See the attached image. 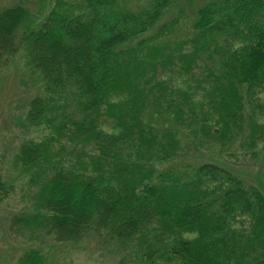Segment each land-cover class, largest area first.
I'll return each mask as SVG.
<instances>
[{"label":"trees","instance_id":"obj_1","mask_svg":"<svg viewBox=\"0 0 264 264\" xmlns=\"http://www.w3.org/2000/svg\"><path fill=\"white\" fill-rule=\"evenodd\" d=\"M136 1L47 0L40 20L24 0L0 8V68L23 48L43 88L25 114L43 133L13 157L38 187L11 224L64 243L92 239L125 253L124 264H264L261 189L216 162L158 168L179 155L172 122L228 149L245 96L253 104L264 90V0H199L191 35L178 40L167 17L175 0ZM199 62L206 104L171 84ZM15 264L54 263L32 245Z\"/></svg>","mask_w":264,"mask_h":264},{"label":"rangeland","instance_id":"obj_2","mask_svg":"<svg viewBox=\"0 0 264 264\" xmlns=\"http://www.w3.org/2000/svg\"><path fill=\"white\" fill-rule=\"evenodd\" d=\"M19 1L22 0H0V8ZM147 1L137 0L136 3L143 5ZM24 2L36 20L43 18L49 8L47 0ZM198 5L199 0L174 1L167 13L168 19L176 17L178 20L174 27V39H184L191 35L192 17ZM205 62L210 68L217 67L214 60L207 59ZM198 64L199 66L193 70L194 76H180L175 72L171 77V84L175 89L189 93L192 103L206 104L209 98H213L208 83L210 80L202 62ZM161 76L167 78L166 75ZM185 78H190L189 86L186 85ZM193 79L203 80L195 82ZM42 90L41 79L33 73L25 49L21 48L7 65L0 68V264H15L18 256L32 245L43 249L54 264H124L128 259L125 253L122 254L108 245L96 244L92 239L80 243H64L43 232L35 235L20 224L14 226L11 224L14 214L32 210L33 196L38 187L39 180L33 178L31 171H27L18 163L15 165L13 157L16 145L21 140L38 137L43 133L40 129L28 125L25 120L29 100L42 93ZM254 96L257 101L253 104L248 102L245 96L247 108L243 117L232 126V139L227 143L228 149L222 153L217 147L203 146L200 142L201 134L197 132L196 136L192 131L193 127L172 122L170 125L178 128L182 136L179 137L181 140L179 155L159 165L158 168L201 161L216 162L238 173L246 184H254L264 192V109H260L261 106L253 108L255 103H261L264 108V90L258 91ZM197 113L199 114L196 119L199 120L201 114L199 111ZM185 116L191 114L186 112ZM215 118L216 115L211 114L208 122L209 120L213 122ZM110 126V121L103 124L105 130H110ZM255 127H260V130L253 135L252 130Z\"/></svg>","mask_w":264,"mask_h":264}]
</instances>
